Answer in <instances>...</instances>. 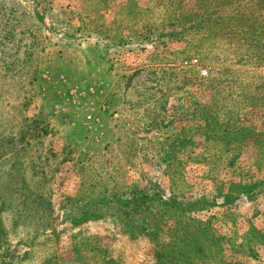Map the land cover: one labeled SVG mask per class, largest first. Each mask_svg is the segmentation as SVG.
<instances>
[{
	"label": "rangeland",
	"instance_id": "374dc122",
	"mask_svg": "<svg viewBox=\"0 0 264 264\" xmlns=\"http://www.w3.org/2000/svg\"><path fill=\"white\" fill-rule=\"evenodd\" d=\"M0 264H264V0H0Z\"/></svg>",
	"mask_w": 264,
	"mask_h": 264
}]
</instances>
